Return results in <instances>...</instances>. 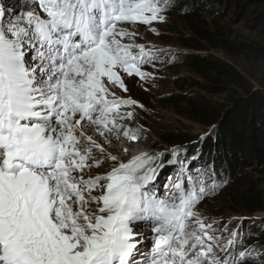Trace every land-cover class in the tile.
I'll list each match as a JSON object with an SVG mask.
<instances>
[{
    "label": "snow or ice",
    "instance_id": "obj_1",
    "mask_svg": "<svg viewBox=\"0 0 264 264\" xmlns=\"http://www.w3.org/2000/svg\"><path fill=\"white\" fill-rule=\"evenodd\" d=\"M173 2L0 0V264H248L252 250L221 247L196 210L219 184L206 190L179 149L167 163L180 175L160 194L163 153L125 163L87 133L140 138L118 121L143 105L117 90L128 92L125 75L153 78L143 68L163 50L134 29L164 22Z\"/></svg>",
    "mask_w": 264,
    "mask_h": 264
},
{
    "label": "rangeland",
    "instance_id": "obj_2",
    "mask_svg": "<svg viewBox=\"0 0 264 264\" xmlns=\"http://www.w3.org/2000/svg\"><path fill=\"white\" fill-rule=\"evenodd\" d=\"M12 1L3 0L10 6L18 4ZM200 5L203 11H196ZM192 12L188 16L192 17V22L187 21V17L164 13L165 21L162 23L135 26L134 30L138 33L136 43L144 44L153 51L163 50V55L154 65H145L143 68L152 73L153 78L140 81L135 76L125 75L123 78L128 92L118 89L120 95L131 97L143 105V108L121 109L133 111L134 119L124 121H132L134 131L141 129L143 144L131 153H163L164 166L160 171L172 168L180 173L178 165L167 163L172 159L171 150L179 149V157L189 161L185 166L186 172H190L193 177L201 176L206 190L211 189L214 182L219 184L211 191L212 196L201 200L196 210L206 223H212L215 235L220 237L221 247L231 239L235 242L232 247L236 251L252 250L248 264H264V210L250 215L234 207L227 194L234 183L227 175L224 176V172L206 164L208 157L203 149L208 139L215 138V127L201 125L182 114L190 104L202 103L212 108H223L231 102V93L237 89L229 90L228 86L220 88V82L210 73L194 70L189 64L192 55L217 61L235 70L253 92L264 91V57L255 58L246 48L259 46L264 49V0H201L194 5ZM193 24L197 26L198 32L191 26ZM215 86L225 92L214 90ZM122 136L117 132L113 135V141L119 146L125 145L128 139ZM177 136H180L177 142L167 144L166 141ZM97 141L102 143L106 153L112 154L113 150L109 149L107 143L102 139ZM94 155L100 158L102 154L94 149ZM111 168L112 162L106 161L99 169H92V174L104 175ZM237 171V177L249 172L244 168H238ZM250 174L256 188L248 182L237 184V187L253 190L264 204V174ZM158 177L156 182L164 180ZM163 192L160 191V194ZM142 235L151 237L152 233L145 231ZM214 251L217 256L224 254L220 248Z\"/></svg>",
    "mask_w": 264,
    "mask_h": 264
},
{
    "label": "trees",
    "instance_id": "obj_3",
    "mask_svg": "<svg viewBox=\"0 0 264 264\" xmlns=\"http://www.w3.org/2000/svg\"><path fill=\"white\" fill-rule=\"evenodd\" d=\"M199 1L201 0H174L173 6L165 13H171L175 17H187V21L192 22V17L188 16L193 13L194 5ZM196 11H203L202 5ZM191 26L198 32L196 25ZM246 48L253 57L258 59L264 57V49L259 46ZM189 64L199 73H210L220 82L218 84L220 88L221 86H228L229 90L237 88L231 93V102L229 101L230 103L223 108H212L202 103L190 104L182 114L201 125L215 126V138L208 139L203 149L206 152L205 156L208 157L206 164H211L215 170L224 172V176L227 175L234 183L227 194L235 208L245 210L250 215L261 212L264 210L262 198L251 189L237 187V184L252 183L255 189L256 183L251 180L250 172L264 174V91L253 92L235 70L217 61L192 55ZM216 88L215 86L214 90ZM216 90L225 92L223 89ZM179 139L180 136H177L166 142L174 143ZM238 168H244L249 172L237 177ZM212 193L209 192L204 198L212 196Z\"/></svg>",
    "mask_w": 264,
    "mask_h": 264
},
{
    "label": "bare ground",
    "instance_id": "obj_4",
    "mask_svg": "<svg viewBox=\"0 0 264 264\" xmlns=\"http://www.w3.org/2000/svg\"><path fill=\"white\" fill-rule=\"evenodd\" d=\"M13 2V4L14 3H20V0H14V1H12ZM19 10V9H18ZM117 94L118 95H120L119 94V91L117 90ZM134 119V118H133ZM118 123H120V124H123L124 126H125V130H127V129H131V130H133L134 131V127H133V122L131 121V122H125L124 120H120V121H118ZM135 123V122H134ZM87 133L89 134V135H93L94 136V138L96 139V140H99V139H102L103 140V142H105V139H107V140H110L111 141V143H107L108 144V146L110 147H108L110 150H113L112 151V154L113 155H116L117 157H118V159L119 160H122L123 162H125V163H127L129 160H131L133 157H135V156H139L140 154V152L139 153H136V154H134V153H131V151L132 150H134L135 148H137L138 146H140V145H142L143 144V140H142V138H139L138 140H136V141H131V140H129V139H127V141H126V143H125V145H123V146H119L115 141H113V135L115 136V133H116V131H113L112 133H106L105 134V136L104 137H101V136H99V134H98V132H96V130H95V126H91V127H89V128H87ZM119 135H123V132L121 131V132H119ZM124 136V135H123ZM122 136V137H123ZM126 139V138H125ZM98 143H101L100 141H97ZM102 144V143H101ZM104 145H106V144H104ZM146 145V144H145ZM125 149H128V151H127V153H125ZM108 153H111V152H108ZM174 174L175 175V178L177 179V176H179L180 175V173H178V171H175L174 169H172V168H166L165 170H162V171H160V173H159V178L158 179H164L165 178V176L167 175V174ZM162 182H163V180L161 181V180H159L158 182H156L159 186H160V191H164V189H163V185L164 184H162ZM168 192V191H167ZM171 192V191H170ZM165 192H163L162 194H164Z\"/></svg>",
    "mask_w": 264,
    "mask_h": 264
},
{
    "label": "water",
    "instance_id": "obj_5",
    "mask_svg": "<svg viewBox=\"0 0 264 264\" xmlns=\"http://www.w3.org/2000/svg\"><path fill=\"white\" fill-rule=\"evenodd\" d=\"M212 127H215V126H212Z\"/></svg>",
    "mask_w": 264,
    "mask_h": 264
}]
</instances>
